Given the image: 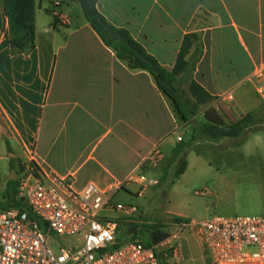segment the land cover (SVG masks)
Returning <instances> with one entry per match:
<instances>
[{
	"label": "crops",
	"instance_id": "0c3cea01",
	"mask_svg": "<svg viewBox=\"0 0 264 264\" xmlns=\"http://www.w3.org/2000/svg\"><path fill=\"white\" fill-rule=\"evenodd\" d=\"M36 3L35 47L13 52L0 0V160L18 161L16 177L33 161L46 176L72 175L78 190L95 183L116 195L134 192L131 177L145 157L159 148L163 165L192 123L179 119L148 70L117 55L79 2ZM97 8L168 70L185 36L195 34L189 74L216 97L210 106L233 91L250 108L252 75L264 62V0H99ZM181 80L175 93L187 98ZM220 101L237 117L255 113H234L232 101ZM192 120L202 122L203 112Z\"/></svg>",
	"mask_w": 264,
	"mask_h": 264
},
{
	"label": "built area",
	"instance_id": "2783aa9c",
	"mask_svg": "<svg viewBox=\"0 0 264 264\" xmlns=\"http://www.w3.org/2000/svg\"><path fill=\"white\" fill-rule=\"evenodd\" d=\"M252 79L264 101V62L257 65ZM219 99L233 100L234 93ZM164 160L159 148L145 157L141 173L131 177V182L140 184L138 196L150 185L145 169ZM17 180V199L29 210L0 206V264H179L182 251L177 238L184 229L199 237L209 264H264V215H216L204 220L175 215L163 225L169 233L163 242L147 245L135 237L121 243L122 219L116 214L128 218L137 207L115 201V192L95 183L78 190L72 175L46 176L33 161L22 164ZM59 235L77 241L60 246L55 240Z\"/></svg>",
	"mask_w": 264,
	"mask_h": 264
},
{
	"label": "rangeland",
	"instance_id": "374dc122",
	"mask_svg": "<svg viewBox=\"0 0 264 264\" xmlns=\"http://www.w3.org/2000/svg\"><path fill=\"white\" fill-rule=\"evenodd\" d=\"M251 89L250 108L240 106L237 100H230L232 102L227 106L234 108V113L245 109L257 113L258 130L244 132L238 138L208 139L198 134L194 140L192 125L189 130H182V143L188 147L180 159H187L186 171L173 180L176 165H168L167 159L161 166L145 169L150 185L143 196L136 194L140 188L136 183L131 185L134 192H119L115 201L137 207L134 214L127 215L128 218L123 213L116 214L122 219L120 234L126 227L123 222L126 218L130 221L125 223L134 222L139 226L137 228H141L163 226L175 215L188 220H204L216 215H264V101L253 84ZM183 94L190 95L186 85L183 86ZM210 104L202 106L199 113ZM12 164L16 167L18 161L6 155L4 160H0V200L3 201L12 186ZM166 168L169 175L162 180ZM124 235L128 236L127 233ZM55 240L60 246L67 247L77 238L59 235ZM177 242L182 251L179 264H209V255L205 254L201 240L192 231H181ZM57 243L54 245L56 250L59 247Z\"/></svg>",
	"mask_w": 264,
	"mask_h": 264
},
{
	"label": "trees",
	"instance_id": "16d2710c",
	"mask_svg": "<svg viewBox=\"0 0 264 264\" xmlns=\"http://www.w3.org/2000/svg\"><path fill=\"white\" fill-rule=\"evenodd\" d=\"M77 1L81 4L86 19L103 40L115 48L120 58L127 60L132 68L146 69L155 77L159 88L171 97L179 119L186 123H192L193 140L198 134H202L208 139L238 138L244 132L258 130L256 127L259 123V118L255 113H246L245 115L237 117L227 110L220 101L221 99L218 100L217 106L209 105L204 108L202 111L204 120L202 122L192 120L199 113L202 106L204 107L216 98L189 74L187 55L195 40V34L185 36L177 56L176 65L172 70H168L153 56L148 54L127 31L118 29L107 21L97 8L99 0ZM36 10V0H5V12L9 18L10 43L13 52H29L35 47ZM112 34L120 40L111 38L110 35ZM184 78L189 83L188 91L190 95L187 98L178 97L175 93L177 90L175 83ZM187 147L188 144L180 142L175 146L168 159V165H176L172 177L173 180L179 178L187 169V159H180V155ZM11 167L15 168V165L12 164ZM168 175L169 171L166 168L162 180L166 179ZM10 183H12L11 190L7 191L6 195H4L5 201L0 200V206L4 208L20 206L29 210L25 202L17 199L18 180H11ZM173 183L174 181H172ZM31 216L33 215L31 214ZM123 222L126 227L118 238L121 243L131 238L140 237L147 245L159 244L169 236L168 231L163 226L149 225L137 228L139 226L136 223H125V220ZM133 227L136 229H133ZM130 232L132 233L130 234ZM125 233L128 234L127 237H124Z\"/></svg>",
	"mask_w": 264,
	"mask_h": 264
},
{
	"label": "water",
	"instance_id": "95a60500",
	"mask_svg": "<svg viewBox=\"0 0 264 264\" xmlns=\"http://www.w3.org/2000/svg\"><path fill=\"white\" fill-rule=\"evenodd\" d=\"M49 1L55 2V1H58V0H49ZM11 179H12V180L17 179L16 174H15V170H14V169H13V174H12V176H11Z\"/></svg>",
	"mask_w": 264,
	"mask_h": 264
}]
</instances>
